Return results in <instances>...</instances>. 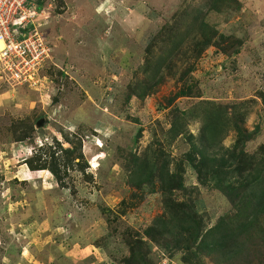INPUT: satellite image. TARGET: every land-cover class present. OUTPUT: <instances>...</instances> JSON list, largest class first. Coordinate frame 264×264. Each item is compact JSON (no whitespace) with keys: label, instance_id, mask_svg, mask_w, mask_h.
<instances>
[{"label":"rangeland","instance_id":"obj_1","mask_svg":"<svg viewBox=\"0 0 264 264\" xmlns=\"http://www.w3.org/2000/svg\"><path fill=\"white\" fill-rule=\"evenodd\" d=\"M215 1L35 0L54 47L44 71L51 84L40 94L0 81V264H124L126 236H143L163 213L161 171L152 173L160 167H182L180 198L196 204L207 227L231 210L183 158L212 104L231 120L219 137L223 146L236 141L239 115L253 134L246 151L264 145V0ZM192 8L232 40L198 61L173 59L182 69L195 63L194 95L174 100L182 83L173 76L158 88L144 83L153 72L148 60L164 56L159 34L183 27L179 15L188 13V23ZM183 112L184 133L177 135L174 117ZM29 161L48 170L32 171ZM143 162L152 175L133 176ZM49 212L56 231L45 243L30 224ZM152 246L148 264H182L177 252Z\"/></svg>","mask_w":264,"mask_h":264},{"label":"trees","instance_id":"obj_2","mask_svg":"<svg viewBox=\"0 0 264 264\" xmlns=\"http://www.w3.org/2000/svg\"><path fill=\"white\" fill-rule=\"evenodd\" d=\"M234 1L216 0L214 4H231ZM192 13L195 15L188 19V23L183 18L188 17V13L179 15L180 20L185 22L183 27L170 25L163 29L157 40L165 54L155 60H148L153 72L144 83L158 88L172 76L182 83L174 100L194 95L191 73L195 63L182 69L173 59L179 62L181 56H190L192 60L198 61L210 47L226 51L228 40H232L207 23V13H201L199 8H192ZM189 43H193V47L190 48ZM232 45L236 48L238 44ZM148 53L149 56L152 54L150 51ZM166 69L169 73L164 75ZM212 105L208 108L210 111L205 112L206 118L199 137L196 139L191 136L197 140V144H193L183 161L196 171L204 186L213 187L227 198L231 210L220 217L216 224L207 227L204 217L196 210V204L180 198L179 194L184 195L186 192L182 167H175L174 171L163 167L152 171L153 174L157 170L161 171L157 193L162 196L163 213L144 231L143 236L138 235L137 239L131 234L126 236L129 255L124 264H148L153 248L151 245L167 252H177L181 255L182 264H201L202 259L221 264H248L252 258L264 264V145L254 154L246 151L253 134L243 128L244 116L236 112L239 115L236 116V141L231 147L223 146V139L219 137L223 126L231 120H225L224 107ZM238 107L235 106V110ZM185 116L187 113L183 112L174 117L173 131L177 135L184 133L185 128L181 123ZM27 164L32 171L48 170L35 166L31 161ZM147 169L148 163L143 162L133 176L143 177L147 173L145 178H148L152 173L150 170L147 172ZM52 172L58 179L59 173ZM109 212L110 209L106 210V215Z\"/></svg>","mask_w":264,"mask_h":264},{"label":"built area","instance_id":"obj_3","mask_svg":"<svg viewBox=\"0 0 264 264\" xmlns=\"http://www.w3.org/2000/svg\"><path fill=\"white\" fill-rule=\"evenodd\" d=\"M38 8L35 0H0V81L41 94L50 88L44 71L54 47Z\"/></svg>","mask_w":264,"mask_h":264},{"label":"crops","instance_id":"obj_4","mask_svg":"<svg viewBox=\"0 0 264 264\" xmlns=\"http://www.w3.org/2000/svg\"><path fill=\"white\" fill-rule=\"evenodd\" d=\"M3 95H0V99H1V97L3 99ZM20 168H23V165L20 166ZM21 171L24 173L25 172V169L24 170H21ZM29 172L31 173V171H29ZM54 220H55V218H53V215H51V213L50 214L40 215V216H37L36 215L33 223L30 224V225H33L34 227H36L39 232H44L45 233V236L47 238L45 240V243H49V241L53 237V234L56 231L55 224L53 223ZM30 225L28 227H30ZM19 227H20V225H19ZM60 229L62 230L63 228H59V230ZM89 247L93 248L91 245Z\"/></svg>","mask_w":264,"mask_h":264},{"label":"bare ground","instance_id":"obj_5","mask_svg":"<svg viewBox=\"0 0 264 264\" xmlns=\"http://www.w3.org/2000/svg\"><path fill=\"white\" fill-rule=\"evenodd\" d=\"M1 46V45H0Z\"/></svg>","mask_w":264,"mask_h":264}]
</instances>
